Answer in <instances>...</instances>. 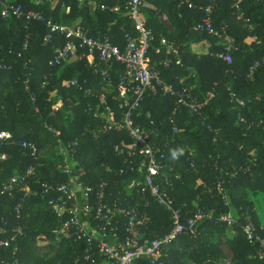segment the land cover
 I'll use <instances>...</instances> for the list:
<instances>
[{
    "label": "trees",
    "instance_id": "obj_1",
    "mask_svg": "<svg viewBox=\"0 0 264 264\" xmlns=\"http://www.w3.org/2000/svg\"><path fill=\"white\" fill-rule=\"evenodd\" d=\"M53 1L0 0V10L1 3H13L24 12L35 11L46 20L65 25L80 18L78 25L89 36L108 37L119 47L125 45L122 29L133 32L125 8L128 0H95L94 10L79 7L78 0H59L52 8ZM114 1L121 4L117 11L111 10ZM190 2L192 7L180 0H145L140 7L145 27L152 32L149 66L175 91L186 88L198 103L206 102L199 114H193L177 104V96L149 92L135 113L134 124L148 131L151 142L165 152L167 193L173 207L183 220L193 218L198 210L211 213V218L198 221L192 232L165 245V260L169 264H264L242 231L251 222L255 235L264 239V0H215L213 28H225L236 47L230 65L215 57L223 50L220 40L194 29L210 0ZM163 14L175 27L173 32L159 22ZM24 26V20L0 16V67L10 68L0 70V131L11 134V140L0 146V156H6L0 162V228L5 231L0 233V241L7 242L0 248V264H87L83 258L86 244L69 236L58 239L54 232L60 222L50 212L48 200L56 195L43 193L40 184L51 183L53 172L65 182L56 165L40 160L42 167L25 181L29 193L23 203V185L15 186L8 195L3 193L5 184L34 165L21 147L22 141L38 148L46 142L52 144L57 159L58 144L77 141L76 159L86 171V182L106 181L109 200L124 199L134 176L118 175L123 162L114 148H128L131 140L124 131L99 133L101 121L93 117V110L88 111L99 101L86 91L99 89V77L86 59L49 67L54 49L63 45L64 39L55 35L47 42L49 30L37 21ZM162 39L171 45L170 53H166ZM166 60L170 63L163 67ZM112 70L116 82L123 66L114 64ZM74 79L86 80L88 85L80 90L64 84ZM236 99L245 105L240 106ZM58 103L61 106L56 110ZM108 103L121 112L118 102L108 99ZM174 126L178 132L172 135ZM149 203L150 223L144 228V238L160 239L171 230V215L152 198ZM226 214L234 219L233 225L220 221ZM229 232L234 233L233 239L227 238ZM43 235L47 240H40ZM219 238H225L232 253L228 262ZM43 246L54 254L39 255L36 249ZM96 259L100 262L102 257L96 255Z\"/></svg>",
    "mask_w": 264,
    "mask_h": 264
},
{
    "label": "built area",
    "instance_id": "obj_2",
    "mask_svg": "<svg viewBox=\"0 0 264 264\" xmlns=\"http://www.w3.org/2000/svg\"><path fill=\"white\" fill-rule=\"evenodd\" d=\"M144 1L126 2L127 17L132 23L133 32L122 29L124 47H119L108 37L95 39L79 25L53 23L46 20L41 13L24 12L19 5L1 3L0 16L3 19L24 20V28L37 21L45 24L49 30L47 42L52 41L55 35L64 39V44L54 49L53 57L48 61L49 67H60L69 64L73 59H86L93 74L99 77L98 90L86 89L88 94L95 96L99 101L94 108L88 107V111H94L93 117L101 121L99 133L124 131L131 140L128 148L121 146L114 148L115 155L123 162L118 175L134 176L127 186V195L124 199L117 197L109 200L106 181L97 184L86 182V171L76 159L77 141L57 146L59 158L54 165L60 175L66 178L65 182H60L58 174L53 172L50 176L51 183L40 184L43 193L56 195L48 200V208L60 222V227L54 231L57 238L69 236L75 241L86 244L83 258L87 264H137L141 260L147 261L148 264H169L163 252L165 245L187 232H192L195 224L203 218H211V213L206 214L198 210L193 218L183 220L179 210L173 207V201L167 193L169 179L165 176L164 150L151 142L148 131L134 124L135 113L140 109L149 92L161 97L177 96V104L187 107L193 114H199L206 105V102L198 103L192 98L186 88L181 92L175 91L173 86L167 84L161 77L158 70L149 66L148 54L152 33L146 29L140 12ZM180 2L188 7L193 6L190 0H180ZM214 8L215 0H210V3L202 9V21L194 29L217 37L223 50L216 53L215 57L230 65L236 47L225 28H221L220 31L213 28ZM101 10H105V7L102 6ZM169 63V60H166L162 65L167 67ZM114 64L123 66V71L118 74L116 82L112 70ZM256 66L257 63L249 69V78L253 75ZM8 69L10 68L6 66L0 67V70ZM64 84L82 90L88 82L74 79ZM108 99L118 102V109L121 112L113 109ZM34 101L35 97H32V102ZM236 102L242 107L245 105L242 100L236 99ZM58 105L61 103H58L54 109L57 110ZM241 121L244 122L242 118ZM46 128L57 137L56 132ZM177 132L178 129L174 126L172 135ZM8 140H11V134L0 131V146ZM21 147L28 151L34 160V165H30L23 175L11 177L8 184H5L3 193L11 195L15 186L23 185L22 190L26 192L22 199L23 203L29 193L25 181L35 176L36 169L43 165L40 160L44 158L35 143L22 141ZM1 159H4L3 156ZM149 198L171 215V230L160 239L144 238V228L150 223L147 211L150 207ZM223 199H226L224 195ZM129 200H132L133 204H130ZM22 203L18 204L16 212H20ZM220 221L230 225L235 223L229 214L223 215ZM242 231L249 244L257 250L258 258L264 259V239L255 235L253 224L249 222ZM3 232L5 231L0 228V233ZM1 246H7V242L0 241V248ZM95 254L102 257L100 262L97 261Z\"/></svg>",
    "mask_w": 264,
    "mask_h": 264
},
{
    "label": "rangeland",
    "instance_id": "obj_3",
    "mask_svg": "<svg viewBox=\"0 0 264 264\" xmlns=\"http://www.w3.org/2000/svg\"><path fill=\"white\" fill-rule=\"evenodd\" d=\"M77 62L76 59H73L69 64H73ZM61 105H58V107H60ZM72 116H73V113L71 112ZM39 152L41 153V156L47 160L48 162H51L52 164H56L57 163V158H55V154H56V150L54 151V147L52 144L46 142V143H43L42 145H40L39 147ZM58 154V153H57ZM3 156L4 159H1V157ZM0 156V162H3L4 160H6V156L2 155ZM261 198V197H259ZM263 201V207H262V210H263V214H264V200ZM40 240H47L46 236L43 235V236H39ZM225 239V238H224ZM224 239L223 238H219L218 240H220L221 244H220V248L221 250L224 251L225 253V260L228 262V260L231 258V253H230V249H228V247H226L225 243H224ZM47 247L43 246V247H40L38 249H36L37 253L41 256H43L44 254H46L47 252H49V256H52L54 254V251L51 250V251H47Z\"/></svg>",
    "mask_w": 264,
    "mask_h": 264
},
{
    "label": "crops",
    "instance_id": "obj_4",
    "mask_svg": "<svg viewBox=\"0 0 264 264\" xmlns=\"http://www.w3.org/2000/svg\"><path fill=\"white\" fill-rule=\"evenodd\" d=\"M58 2H59V0H55V1H53L52 3H51V7L52 8H55L57 5H58ZM78 3H79V7H81L82 5H84V6H87L89 9H91V10H94L95 9V7H96V1L95 0H78ZM114 5L112 6V8H111V10H114V11H117L119 8H120V6H121V4H120V2L119 1H114V3H113ZM143 18V17H142ZM144 19V18H143ZM145 21V20H144ZM80 22H81V19L79 18V19H77V20H75V21H73V25H78V24H80ZM159 22L162 24V25H165L168 29H169V31L170 32H173L174 31V26H172V24L170 23V21H169V19H168V17H167V15L165 14H163L160 18H159ZM151 32V31H150ZM152 33V32H151ZM161 44H162V46L163 47H165V50H166V53H170L171 52V50H172V48H171V45L166 41V39L164 40V39H162L161 40ZM211 94H208V96H210ZM227 238L228 239H233L234 238V233L233 232H229L228 234H227ZM226 247H228L227 245H226ZM228 249H229V247H228ZM230 253H231V251H230ZM232 254V253H231Z\"/></svg>",
    "mask_w": 264,
    "mask_h": 264
},
{
    "label": "clouds",
    "instance_id": "obj_5",
    "mask_svg": "<svg viewBox=\"0 0 264 264\" xmlns=\"http://www.w3.org/2000/svg\"><path fill=\"white\" fill-rule=\"evenodd\" d=\"M177 153L175 151L172 152V157L176 158Z\"/></svg>",
    "mask_w": 264,
    "mask_h": 264
}]
</instances>
